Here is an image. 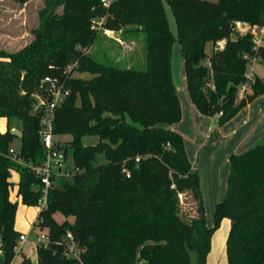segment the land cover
I'll return each mask as SVG.
<instances>
[{
    "label": "trees",
    "instance_id": "16d2710c",
    "mask_svg": "<svg viewBox=\"0 0 264 264\" xmlns=\"http://www.w3.org/2000/svg\"><path fill=\"white\" fill-rule=\"evenodd\" d=\"M93 17H105L104 26L115 31L143 32L146 67L115 66L83 50L96 39ZM39 19L30 44L0 51V117L8 119L7 131L0 130V264L13 262L23 234L15 226L19 202L10 197L12 172L20 174L23 204L38 206L43 195L34 167L48 154L40 134L48 108L35 109V95L47 97L41 88L47 77L70 90L53 111L52 130L72 135L56 145L65 160L72 150L76 171L48 190L35 226L46 228L49 240L37 244V264H207L224 218L231 224L228 264H264V142L229 156L228 185L212 228L199 171L189 161L183 135L170 127L182 118L171 67L176 40L188 92L202 114L218 115L225 124L264 94V78L247 77L254 58L264 62V47L256 51L252 36L235 26L262 23L264 0H112L109 6L102 0H47ZM208 42L215 47L211 56ZM69 65L91 76L74 78L73 69L65 70ZM245 83L250 90L239 99ZM13 119L22 136L11 132ZM86 135L99 141L84 145ZM17 139L21 146L12 150ZM99 156L104 161L96 163ZM72 240L79 256H68Z\"/></svg>",
    "mask_w": 264,
    "mask_h": 264
},
{
    "label": "rangeland",
    "instance_id": "374dc122",
    "mask_svg": "<svg viewBox=\"0 0 264 264\" xmlns=\"http://www.w3.org/2000/svg\"><path fill=\"white\" fill-rule=\"evenodd\" d=\"M46 2L47 0H0V51L16 52L34 40V30L39 26V16L40 13L45 10ZM164 6L169 28L171 32L177 36L178 27L172 8L167 1L164 2ZM62 12L63 7H59L58 13L62 14ZM104 19L105 17L92 18L91 28L95 30L96 33L95 42L89 49H85L84 47L81 48L87 53L95 55L98 59L109 62L115 66L133 67L137 69L145 68V34L143 32L127 33L126 31L130 30L131 27H125L124 30L115 31V37L107 36L102 30H98L94 27L95 24H98L102 20L104 21ZM214 48L213 42L207 43L206 51L209 56L213 54ZM73 67L75 68L77 66ZM171 67L172 78L180 100L182 112V118L177 124L179 127H186L184 129L185 131H183L184 133L181 134L184 137L187 155L189 161L199 171L207 224L209 227L215 228L216 206L225 196L230 171L229 157L225 156L224 152L230 145V141L233 140L234 136L228 133L230 131L229 127L228 129H224L226 123L220 124L218 118H214L215 116L212 117L214 118V124L217 125L216 128H218V130H215L212 125V128L207 126L206 131L205 128H203V137H196L190 133L192 126L190 106L192 105V101L186 84L182 47L178 40L173 44ZM74 68H72L73 70L71 72L74 78L86 79L91 76L89 73H80L74 70ZM65 70L69 72L68 66H66ZM249 70H251L250 66ZM256 71L260 77L264 78V64H257ZM243 95L240 93L239 99ZM35 97L37 99L35 109L46 105L43 102L46 100L45 96L38 93ZM17 124V120L13 119L12 125L15 127ZM67 138L72 139V135L57 137V143L61 145L67 144V140H65ZM82 141L84 145L96 144L99 141V137L97 135H86L82 138ZM263 142L264 139L258 141V144ZM241 152L243 151H240V153ZM102 161H104V157L99 156L96 163ZM75 171L73 153L71 150L66 159L62 174L58 175H61V178H58L56 183L62 185L64 181L71 178ZM33 210L35 212L37 211L36 206ZM56 215L59 221H62L64 218L61 213H57ZM24 217V222L31 224V229L26 232L28 234V240L23 243V245L20 242L18 243L13 264H33L32 258L36 260L35 264H37L36 246L39 243L38 237L41 236V234L47 233V229H41L35 226V223H30L29 217L26 215ZM230 227V220L224 218L215 229L207 264H228L226 248ZM1 244L2 241L0 240V245ZM74 249L73 252L68 254L69 257L79 256L76 246ZM1 254L2 253H0V255ZM23 254L28 255L26 261ZM193 262H196L195 253H193Z\"/></svg>",
    "mask_w": 264,
    "mask_h": 264
},
{
    "label": "crops",
    "instance_id": "0c3cea01",
    "mask_svg": "<svg viewBox=\"0 0 264 264\" xmlns=\"http://www.w3.org/2000/svg\"><path fill=\"white\" fill-rule=\"evenodd\" d=\"M257 64H264V62H262L261 60H256L250 66L251 70L249 71L252 73V75H258L256 71ZM191 104L192 105L190 106V108L192 114V120H191L192 126L190 133L192 135L196 137L199 136L203 137L204 136L203 128H205L206 131V127L209 126V128H212L211 127L212 125L214 126L215 130H218V128H216L217 125L214 124V118L219 119L218 115L215 116L214 118L212 116L209 117L207 115H204L197 109V107L194 105L193 102ZM170 127L180 133H184L183 131H185L184 129L186 128L185 126L184 128L183 126L179 127L177 123L170 125ZM228 127L230 128V131L228 133L232 134L234 138L233 140L230 141L231 142L230 145L224 152L225 156L227 157H229V155H231L232 153H240V151H245L256 145V143L258 144V141L264 139V94L257 97L247 106H245L234 118H232L229 122L225 124L224 129H228ZM14 128L17 127L15 126ZM7 129H8V119L5 117H0V130L2 132H5L7 131ZM68 135L70 134L55 135L54 138L57 142L58 141L57 137L59 136L67 137ZM65 140L69 141L71 140V138H67ZM19 145L21 146V141L19 139L15 140V142L12 144L13 147L12 150H19L20 148ZM58 178H61V175L57 176V178L55 179V184ZM11 180L15 183V185L11 189V195H10L11 200L14 202L15 201L19 202V206L16 214L15 226L17 230L21 231L22 233H25L28 236L26 232H28L31 229V224H27L26 222H24L25 221L24 216L26 215L27 217H29L30 223H35L40 213V207L36 206L37 211L35 212L33 210L35 206H29L22 203L21 197L18 196L17 183L20 180V174L18 172L16 171L12 172ZM26 241L22 242L21 244L23 245V243H25ZM36 251H37V246H36ZM23 257L24 259H26L28 255L23 254ZM14 261L15 258L13 262ZM13 262L11 264H13ZM32 263L33 264L36 263V260L33 258H32ZM37 263H38V254H37Z\"/></svg>",
    "mask_w": 264,
    "mask_h": 264
},
{
    "label": "built area",
    "instance_id": "2783aa9c",
    "mask_svg": "<svg viewBox=\"0 0 264 264\" xmlns=\"http://www.w3.org/2000/svg\"><path fill=\"white\" fill-rule=\"evenodd\" d=\"M105 6H109L112 0H102ZM104 21L102 20L98 24H95L94 27L98 30H102L107 36L115 37V30L105 27ZM236 29L240 34H250L255 44V50L258 51L261 47H264V20L262 23H250L247 21H237ZM226 43V39L220 40L218 42L219 47H224ZM260 60L254 58L251 61L250 66L256 61ZM72 66H68V70L70 71ZM252 73L248 71L247 77L252 80ZM44 81L49 82V91L46 97V100L43 101L44 104L47 105L48 114L43 117V127L40 131L41 139L44 146L48 149V154L45 162L41 166H35L34 169L38 174L42 177V182L44 184L43 195L39 198L38 206L40 207V211L47 207V195L48 190L55 184V179L59 174H62L63 167L65 166L66 160L65 155L62 150L58 149L56 145L55 135L52 130V118L53 111L55 107L61 102V100L67 96L70 92L69 89L64 88V84L60 83L58 79L47 77ZM43 81V82H44ZM250 90V84L245 83L240 88V93L243 95L247 91ZM68 237L73 239L71 233L68 234ZM27 240V235L23 233L20 236L19 242L22 243ZM49 240L47 233L41 234L38 237V242L47 243ZM75 243L72 240V243L69 246L70 252H73L75 249ZM0 253H2V249H0Z\"/></svg>",
    "mask_w": 264,
    "mask_h": 264
},
{
    "label": "water",
    "instance_id": "95a60500",
    "mask_svg": "<svg viewBox=\"0 0 264 264\" xmlns=\"http://www.w3.org/2000/svg\"><path fill=\"white\" fill-rule=\"evenodd\" d=\"M41 88H42V90H44V91H49V82H48V81H44V82L42 83V85H41ZM11 132H12L13 134H16V135L22 136V131H21L20 129H18V128H12V129H11Z\"/></svg>",
    "mask_w": 264,
    "mask_h": 264
}]
</instances>
